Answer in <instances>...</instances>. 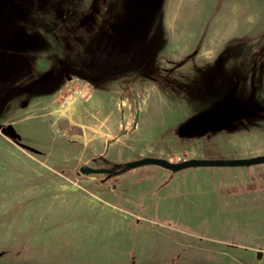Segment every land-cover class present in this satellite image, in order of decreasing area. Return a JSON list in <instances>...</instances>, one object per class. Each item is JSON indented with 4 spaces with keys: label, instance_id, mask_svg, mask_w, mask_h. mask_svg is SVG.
<instances>
[{
    "label": "rangeland",
    "instance_id": "374dc122",
    "mask_svg": "<svg viewBox=\"0 0 264 264\" xmlns=\"http://www.w3.org/2000/svg\"><path fill=\"white\" fill-rule=\"evenodd\" d=\"M0 130V264L264 263L236 168L83 172L264 155V0H0Z\"/></svg>",
    "mask_w": 264,
    "mask_h": 264
},
{
    "label": "crops",
    "instance_id": "0c3cea01",
    "mask_svg": "<svg viewBox=\"0 0 264 264\" xmlns=\"http://www.w3.org/2000/svg\"><path fill=\"white\" fill-rule=\"evenodd\" d=\"M98 98H99V96H98ZM107 100H111V99H109V97H108ZM122 106H125V101H124L123 105L120 103V101H118V107L121 108ZM103 111L105 113H103ZM103 111H102V113H100V111H98V114H99L98 117L103 116L105 119L107 117L106 116L107 113H109L108 112L109 107L105 105V108L103 109ZM94 117H95V115H94ZM45 118H47V117H45ZM47 120H48V118H47ZM135 120H136V117H134L131 120V122H132L131 124H134ZM129 125H130V123H129ZM2 126H4V125H2ZM122 127H123V125L121 124V128ZM0 132L2 133L1 130H0ZM127 132H128V130L125 128L124 135H126ZM76 136H77V138H75V139H78L76 142H79V144L82 145V147H84L83 149L86 152L85 158H91V159L92 158H103V159L107 160L108 154L110 157V151H111V146H112L111 143L107 144L108 142L103 141L101 138L99 139L97 137H94L91 140L85 141L83 139L82 140L79 139L80 136H78V135H76ZM5 138H7V137H5ZM9 140H11V139H9ZM124 142H125V144H124L125 149H127L128 147H131L134 149V151H131V155H130L133 157L134 155H132V154H134L135 152H137L139 150V148L136 146V141H134V142L130 141V142H128L127 145H126V141H124ZM48 150H52L53 152L57 151V149L52 148L51 145H50V147L46 148V151H48ZM224 157H225V159H230V158H226L227 156H224ZM254 157H256V156H254ZM147 158H152V157H147ZM240 158H251V157L241 156ZM190 159H193V158H190ZM207 159H208V157H207ZM183 160H188V159L183 158ZM135 161H137V160H135ZM214 171H240L243 176H247V180L238 181L237 182L238 185H232L231 186L232 187L231 195L227 197V200H224V201H228L226 203L227 208L228 209L231 208V211H235L237 216H239V213H244L248 210V209L244 208L246 206H242V204H240L241 201H243V200L248 201V202H250V204H252L256 199H258L264 203V165H260L258 167L248 168V169H243V168L216 169ZM250 177H251V179H248ZM125 184H126V181H124V182L122 181L121 185H123V186L120 187L121 193L124 197H125V195L128 196V194L131 191L130 188H128V186H125ZM231 187L229 185L226 186V188H228V189H230ZM221 188L223 189L224 187L222 186ZM112 202L114 203V201H110L109 203L111 204ZM230 204H231V206H230ZM232 204H236V207H232L233 206ZM114 206L116 207V205H114ZM263 206L261 204V207H263ZM233 209H235V210H233ZM247 249L248 250L246 252H249V253H247V255L252 256L253 261H255V258L259 259L260 257H263L262 261L264 260V250H262V248H256V247H251V246L249 247L248 246ZM239 253L237 252L236 257L239 256ZM253 264H255V263H253Z\"/></svg>",
    "mask_w": 264,
    "mask_h": 264
},
{
    "label": "water",
    "instance_id": "95a60500",
    "mask_svg": "<svg viewBox=\"0 0 264 264\" xmlns=\"http://www.w3.org/2000/svg\"><path fill=\"white\" fill-rule=\"evenodd\" d=\"M151 165L159 166L172 172L189 168H240L264 165V155L238 159H189L180 163H173L161 158H143L120 165L122 169L118 173H116V167L112 169L86 167L83 169V172L87 175L121 174L139 167Z\"/></svg>",
    "mask_w": 264,
    "mask_h": 264
},
{
    "label": "trees",
    "instance_id": "16d2710c",
    "mask_svg": "<svg viewBox=\"0 0 264 264\" xmlns=\"http://www.w3.org/2000/svg\"><path fill=\"white\" fill-rule=\"evenodd\" d=\"M116 167V171H120L122 168L120 167V165H114V166H112V167H110V168H115ZM103 168V167H102ZM120 174V173H119ZM93 176H98V175H93ZM100 176V175H99Z\"/></svg>",
    "mask_w": 264,
    "mask_h": 264
},
{
    "label": "built area",
    "instance_id": "2783aa9c",
    "mask_svg": "<svg viewBox=\"0 0 264 264\" xmlns=\"http://www.w3.org/2000/svg\"><path fill=\"white\" fill-rule=\"evenodd\" d=\"M184 160H182L181 158H178L177 160H176V163H180V162H183Z\"/></svg>",
    "mask_w": 264,
    "mask_h": 264
},
{
    "label": "flooded vegetation",
    "instance_id": "af4514ba",
    "mask_svg": "<svg viewBox=\"0 0 264 264\" xmlns=\"http://www.w3.org/2000/svg\"><path fill=\"white\" fill-rule=\"evenodd\" d=\"M116 173H118V171H116ZM116 173H114V174H107V175H118V174H116ZM106 178V177H105Z\"/></svg>",
    "mask_w": 264,
    "mask_h": 264
}]
</instances>
